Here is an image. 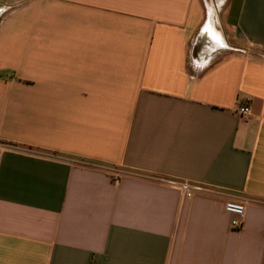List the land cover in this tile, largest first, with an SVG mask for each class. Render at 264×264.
Returning a JSON list of instances; mask_svg holds the SVG:
<instances>
[{"label": "crops", "instance_id": "1", "mask_svg": "<svg viewBox=\"0 0 264 264\" xmlns=\"http://www.w3.org/2000/svg\"><path fill=\"white\" fill-rule=\"evenodd\" d=\"M218 1L0 0V264H264V0Z\"/></svg>", "mask_w": 264, "mask_h": 264}, {"label": "built area", "instance_id": "2", "mask_svg": "<svg viewBox=\"0 0 264 264\" xmlns=\"http://www.w3.org/2000/svg\"><path fill=\"white\" fill-rule=\"evenodd\" d=\"M236 113L242 118H248L251 114L250 100L240 104ZM162 181L168 186L179 190L183 199L191 198L196 191L204 189V186L199 183L190 182L187 180H180L174 178H162ZM226 212L235 216L231 221V227L233 229H240L243 226L244 215L246 211V204L244 201H228L224 205Z\"/></svg>", "mask_w": 264, "mask_h": 264}, {"label": "rangeland", "instance_id": "3", "mask_svg": "<svg viewBox=\"0 0 264 264\" xmlns=\"http://www.w3.org/2000/svg\"><path fill=\"white\" fill-rule=\"evenodd\" d=\"M206 1V11H207V14H208V11L209 10H214V13H218V5L216 6L215 4H220L218 0H205ZM207 22V20H206ZM205 22V23H206ZM212 26L211 28L213 29V27L216 29V27L218 26V23H216V17L214 16V19L211 21L208 20V24H205V26ZM213 33V32H212ZM221 42H218L217 44H209V48L210 49V53H208L207 51H204V55L208 56V58H212V61L216 60L218 57H221L222 55L224 54H227V53H230V52H241L240 49L242 48H239V47H236V45L232 42L231 39H226V40H223V39H220ZM228 42V43H227ZM201 46H203L202 44H200ZM256 53L257 54H261V50H257L256 49ZM202 54L203 57H205L204 55ZM200 55V54H199Z\"/></svg>", "mask_w": 264, "mask_h": 264}]
</instances>
